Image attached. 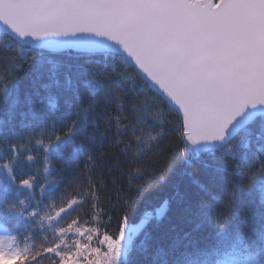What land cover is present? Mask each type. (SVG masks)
<instances>
[{
    "label": "snow or ice",
    "instance_id": "6c2138e0",
    "mask_svg": "<svg viewBox=\"0 0 264 264\" xmlns=\"http://www.w3.org/2000/svg\"><path fill=\"white\" fill-rule=\"evenodd\" d=\"M0 26L10 49L19 45L32 53H21L25 63L63 68L68 79L63 114L33 111L23 132L0 131L7 147L0 168L18 191L31 192L36 181L34 175L18 179L14 170L33 141L47 161L87 134L89 124L94 131L103 127L104 137L115 119L124 150H135V164L156 151L149 141L157 136L149 133L159 128L158 136L178 141L173 160L182 148L180 159L222 153L230 163L218 170L222 174L211 173L200 192L185 195L175 221L156 234L152 264H264V0H0ZM8 59L15 63L14 56ZM117 63L134 72L136 85L124 87L131 78L116 73ZM3 90L7 95L6 83ZM44 172L52 175L48 167ZM146 190L136 184L138 195ZM89 195L99 199L91 189ZM80 203L68 200L55 218ZM132 203L105 205V215L116 214L115 232L101 234L73 219L58 229L59 242L36 251L0 243V264H43L45 258L51 264H131L144 226H130ZM9 211L34 227L54 219L39 208L25 214L13 204ZM69 234L78 237L70 245ZM139 247L147 246L140 241Z\"/></svg>",
    "mask_w": 264,
    "mask_h": 264
},
{
    "label": "trees",
    "instance_id": "16d2710c",
    "mask_svg": "<svg viewBox=\"0 0 264 264\" xmlns=\"http://www.w3.org/2000/svg\"><path fill=\"white\" fill-rule=\"evenodd\" d=\"M9 44L10 41L0 30V77L4 78L0 81V122H3L0 123V131L11 129L20 133L25 130L33 111L63 114L67 107L68 79L63 68H53L49 64L41 66L40 63L31 61L25 63L21 53L28 52V49L17 45L13 51L8 47ZM31 54L28 52V55ZM10 56L16 58L15 63L9 61ZM107 71L112 72V69L108 68ZM116 73H123L131 78L124 83L126 89L136 85L137 77L134 72L125 69L123 64L117 63ZM5 83L9 90L7 95L3 90ZM82 100L84 107H87V93ZM53 104L56 105L55 109ZM116 107H111L113 116L117 114ZM116 129L113 119L108 134L101 137L100 132L104 128L94 131L89 124L87 134L78 135L58 152L49 154L47 161L43 149L33 141L31 151H25L14 166L18 179L28 175L36 176L31 192L18 191L9 182L7 174L0 173V230L7 236L8 244L21 249L30 246L32 251H36L59 242L58 229L66 227L73 219L79 221L80 227L98 228L101 234L107 228L112 233L116 231V214L105 215L106 204L109 207H119L121 202L128 205L131 200L133 203L128 213L129 223H136L167 200L165 213L160 218L149 219L141 234H138V248L131 256V264H152L158 252L156 234L175 221L178 206L185 195L200 192L201 185L206 184L211 173L222 174L218 170L230 163L222 153H201L198 156L190 154L188 159H180L182 148L173 160L172 154L177 151L175 145L178 141L172 136H158L160 129L156 128L149 133L157 136V140L149 141L156 151L143 158L137 157V163L132 164L135 150H124L126 141L123 136H117ZM253 131L254 135H259L258 127ZM28 155H33L35 159L28 161ZM89 156H93L94 160H90ZM0 157H7V147L2 141ZM45 167L49 168L51 176L44 172ZM231 171L232 168L229 167L228 172ZM162 176L164 179H161ZM53 179L54 185L49 183ZM136 184H146L147 190L138 195ZM41 187L44 188L43 192ZM90 189L95 192L98 200L89 195ZM72 198L82 200L83 203L74 206L75 211L64 215L63 219L55 218V212L62 206L66 207L67 201ZM21 200L25 202V214L39 208L41 215L47 213L54 219L45 221L43 228L34 227V221H26L19 213L9 211L11 205H19ZM110 219L112 222L108 227ZM10 237H15V240L8 239ZM77 238L69 234L65 240L70 245ZM99 238L101 237H94V246ZM140 241H144L146 250L139 247ZM43 264H51V261L45 258Z\"/></svg>",
    "mask_w": 264,
    "mask_h": 264
},
{
    "label": "rangeland",
    "instance_id": "374dc122",
    "mask_svg": "<svg viewBox=\"0 0 264 264\" xmlns=\"http://www.w3.org/2000/svg\"><path fill=\"white\" fill-rule=\"evenodd\" d=\"M167 206H168V201L166 200L159 207H157L154 212L147 213L145 215V217L141 221L136 222V223H129L130 226L144 224V226H143V228H144L146 226V223L149 221V219H151L153 217L154 218H160L162 216L160 214L161 209H164V213H165V211L167 209ZM0 238H5V239L0 240V243H4L5 244L6 243L7 236L1 230H0ZM7 244H8V241H7Z\"/></svg>",
    "mask_w": 264,
    "mask_h": 264
},
{
    "label": "clouds",
    "instance_id": "9594fccd",
    "mask_svg": "<svg viewBox=\"0 0 264 264\" xmlns=\"http://www.w3.org/2000/svg\"><path fill=\"white\" fill-rule=\"evenodd\" d=\"M4 160H6V157H0V161H4ZM0 173H2V174H6V171L4 170V169H2V168H0ZM26 190V189H25ZM17 206H19V207H23V205H17ZM7 239H6V245H7Z\"/></svg>",
    "mask_w": 264,
    "mask_h": 264
},
{
    "label": "water",
    "instance_id": "95a60500",
    "mask_svg": "<svg viewBox=\"0 0 264 264\" xmlns=\"http://www.w3.org/2000/svg\"><path fill=\"white\" fill-rule=\"evenodd\" d=\"M0 30H2V26H0Z\"/></svg>",
    "mask_w": 264,
    "mask_h": 264
}]
</instances>
